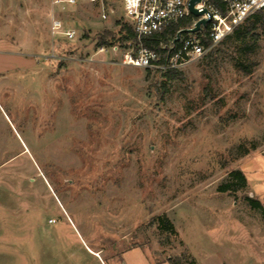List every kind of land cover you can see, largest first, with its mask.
<instances>
[{"label":"rangeland","instance_id":"obj_1","mask_svg":"<svg viewBox=\"0 0 264 264\" xmlns=\"http://www.w3.org/2000/svg\"><path fill=\"white\" fill-rule=\"evenodd\" d=\"M104 6L0 0V264H264V31L166 82Z\"/></svg>","mask_w":264,"mask_h":264},{"label":"built area","instance_id":"obj_2","mask_svg":"<svg viewBox=\"0 0 264 264\" xmlns=\"http://www.w3.org/2000/svg\"><path fill=\"white\" fill-rule=\"evenodd\" d=\"M74 4L77 0H57ZM102 6L101 18L109 19L115 13L114 9H105L107 0H88ZM122 9V20L128 23L135 33V39L126 46L121 63L133 67L168 70L181 69L197 60L202 59L221 43L227 36L254 13L264 10V0H202L196 5L199 10L207 12L197 18L189 10V0H119ZM191 20L188 27H181L179 40L174 43L176 36L169 43L160 42V48L167 51L164 63H159L161 56L157 50L146 47L144 40L148 37L163 33L168 27L180 21ZM201 18L208 19L206 25L195 32H184L194 28ZM60 21L53 22V29H58ZM76 30H67L66 36L73 38ZM183 33H186L183 35ZM120 46H112L117 53ZM105 45L98 48V53L105 52Z\"/></svg>","mask_w":264,"mask_h":264},{"label":"trees","instance_id":"obj_3","mask_svg":"<svg viewBox=\"0 0 264 264\" xmlns=\"http://www.w3.org/2000/svg\"><path fill=\"white\" fill-rule=\"evenodd\" d=\"M217 4L218 1L215 0ZM191 18L187 21H180L179 23L168 27L163 33L148 37L144 40V45L149 48H153L159 52L161 59L159 63H164L167 51L160 48V42L165 41L167 43L172 40L178 30L181 27H188L191 24ZM120 28L117 34H112L110 32H105V35H101L97 46H115L118 43L121 45H127L129 42L135 39V33L132 27L124 22L119 21ZM257 29L264 31V10L254 13L252 16L248 17L242 24H240L234 32L227 36L222 42L230 39L231 37H236L240 44L246 47V53L249 54L254 51V47L259 35L255 32ZM109 34V39L107 35ZM186 33H183L185 35ZM118 36V37H117ZM208 55V54H207ZM206 55V56H207ZM205 57V56H204ZM151 72V69H147ZM162 72V77L166 82L174 80L177 78L179 71L177 69L160 70ZM232 175L237 179L236 183H227L219 186L220 192H230L233 190H239L246 185V176L241 170H235ZM253 209H261L262 204L259 200L248 198ZM159 227L169 233L176 234L175 226L166 216H159L156 220Z\"/></svg>","mask_w":264,"mask_h":264},{"label":"water","instance_id":"obj_4","mask_svg":"<svg viewBox=\"0 0 264 264\" xmlns=\"http://www.w3.org/2000/svg\"><path fill=\"white\" fill-rule=\"evenodd\" d=\"M202 0H189V10L191 12V14H193L195 17L199 18L201 17L202 15H204V13L207 12L206 9L204 10H199L198 8H196V5L201 3ZM208 19H204V18H201L197 21L196 25L194 28H191V29H185L183 30L184 32H195V31H199L201 29V25H206L208 23ZM180 38V33L177 34V36L175 37L174 39V43H176Z\"/></svg>","mask_w":264,"mask_h":264},{"label":"bare ground","instance_id":"obj_5","mask_svg":"<svg viewBox=\"0 0 264 264\" xmlns=\"http://www.w3.org/2000/svg\"><path fill=\"white\" fill-rule=\"evenodd\" d=\"M96 255V254H95Z\"/></svg>","mask_w":264,"mask_h":264}]
</instances>
